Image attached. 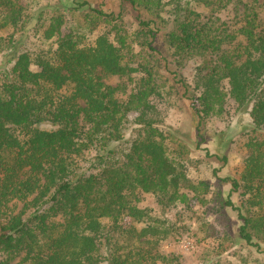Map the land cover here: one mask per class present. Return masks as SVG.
Returning a JSON list of instances; mask_svg holds the SVG:
<instances>
[{
    "label": "trees",
    "instance_id": "1",
    "mask_svg": "<svg viewBox=\"0 0 264 264\" xmlns=\"http://www.w3.org/2000/svg\"><path fill=\"white\" fill-rule=\"evenodd\" d=\"M123 5L137 13L134 33L120 27ZM84 8L86 26L67 32L61 15L40 12L39 38L54 47L31 53L21 39L28 10L0 0V264H180L158 249L168 228L140 207L144 194L164 210L187 198L189 155L163 128L156 98L190 99L201 125L225 114L229 100L251 105L254 132H264V0ZM228 10L232 23L219 17ZM165 21L173 54L197 64L191 96L186 82L165 75L168 60L154 47ZM101 24L115 31L96 35ZM110 76L125 83L107 84ZM247 147L241 177L227 180L247 199L228 204L243 222L241 239L261 250L264 142L252 137Z\"/></svg>",
    "mask_w": 264,
    "mask_h": 264
},
{
    "label": "rangeland",
    "instance_id": "2",
    "mask_svg": "<svg viewBox=\"0 0 264 264\" xmlns=\"http://www.w3.org/2000/svg\"><path fill=\"white\" fill-rule=\"evenodd\" d=\"M21 1L30 18L21 38L26 41L22 43V49L31 53L54 47L39 38L42 32L37 24L40 12L45 17L61 15L64 21L63 32H67L72 25L86 26L87 8L79 10L80 3H88L106 13L119 14L122 10V0ZM123 6L120 27L134 33L138 23L137 13L130 6ZM201 12L204 18L212 14L207 9ZM219 17L228 23L233 22L230 10L222 12ZM167 24L157 36L154 47L168 60V72L164 74L170 79L175 74L178 81L186 82L191 96L194 94L197 64L195 61L181 60L173 54L165 39L173 24ZM111 30L115 31L112 26L101 24L95 34L109 33ZM2 53L4 50L0 55ZM1 65H4L2 58ZM105 82L118 87L125 83V79L110 76L105 78ZM131 92L132 86L128 84L127 91L119 92L118 98L125 101ZM172 93L167 100L156 98V103L160 121L164 123L163 128L185 146L189 155L188 182L182 189L187 198L184 203L179 202L164 210L152 195L142 196L140 207L169 230L168 236L159 242V251L167 257L178 258L180 264H264V241L256 240L261 245V250H257L241 239L240 227L243 222L238 211L228 204L230 201L235 207L244 206L247 199L241 195L244 190L235 192L227 180L241 177L244 161L251 154L247 147L250 138L258 137L264 142V132H254L255 126L250 114L252 106L240 109L229 100L225 114L206 118L201 125L191 100L180 98L176 91ZM132 117L135 118L136 114ZM129 135L130 132L127 137ZM21 207L20 203L18 210Z\"/></svg>",
    "mask_w": 264,
    "mask_h": 264
}]
</instances>
